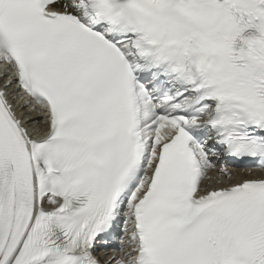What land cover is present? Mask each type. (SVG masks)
Here are the masks:
<instances>
[{"label":"snow or ice","instance_id":"obj_1","mask_svg":"<svg viewBox=\"0 0 264 264\" xmlns=\"http://www.w3.org/2000/svg\"><path fill=\"white\" fill-rule=\"evenodd\" d=\"M0 264H264V0H0Z\"/></svg>","mask_w":264,"mask_h":264}]
</instances>
